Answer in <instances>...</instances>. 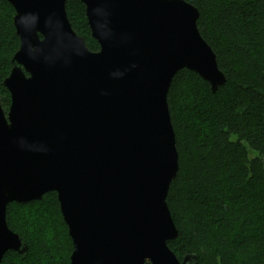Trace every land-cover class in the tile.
I'll list each match as a JSON object with an SVG mask.
<instances>
[{
	"label": "water",
	"instance_id": "obj_1",
	"mask_svg": "<svg viewBox=\"0 0 264 264\" xmlns=\"http://www.w3.org/2000/svg\"><path fill=\"white\" fill-rule=\"evenodd\" d=\"M20 48L0 102V263L26 255L8 207L55 193L72 240L70 264H198L169 247L179 231L167 197L179 172L168 104L175 76L227 80L184 0H79L89 50L68 0H6Z\"/></svg>",
	"mask_w": 264,
	"mask_h": 264
},
{
	"label": "trees",
	"instance_id": "obj_2",
	"mask_svg": "<svg viewBox=\"0 0 264 264\" xmlns=\"http://www.w3.org/2000/svg\"><path fill=\"white\" fill-rule=\"evenodd\" d=\"M199 10L198 29L217 56L226 84L216 93L198 74L174 78L168 104L179 172L167 203L179 231L169 247L198 264H264V0H184ZM73 30L98 52L86 8L68 0ZM14 8L0 0V102L2 85L20 48ZM251 154L255 157L251 158ZM7 223L28 247L0 264H70L73 253L57 195L12 204Z\"/></svg>",
	"mask_w": 264,
	"mask_h": 264
},
{
	"label": "rangeland",
	"instance_id": "obj_3",
	"mask_svg": "<svg viewBox=\"0 0 264 264\" xmlns=\"http://www.w3.org/2000/svg\"><path fill=\"white\" fill-rule=\"evenodd\" d=\"M255 157V155L254 154H251V158H254Z\"/></svg>",
	"mask_w": 264,
	"mask_h": 264
}]
</instances>
